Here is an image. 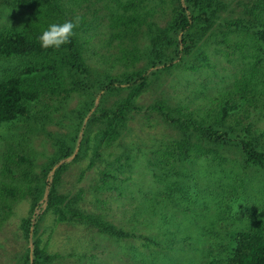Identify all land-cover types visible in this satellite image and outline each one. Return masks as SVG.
Wrapping results in <instances>:
<instances>
[{
	"label": "rangeland",
	"instance_id": "rangeland-1",
	"mask_svg": "<svg viewBox=\"0 0 264 264\" xmlns=\"http://www.w3.org/2000/svg\"><path fill=\"white\" fill-rule=\"evenodd\" d=\"M127 1L59 2L65 16L84 21L77 34L85 42L83 58L90 69L88 76L79 78L85 87L98 75L147 69L142 55L131 67L114 61V56L121 53L118 40L110 38L106 26L114 12L122 11L119 4ZM220 1L222 8L206 38L191 54L152 78L137 101L142 109L165 100L170 106L182 105L195 111V118L201 121L213 108L208 101L220 99L234 89L237 81L249 78L262 46L256 42L254 34L259 28L250 12L255 0ZM162 2L153 0L152 5H157L158 11L164 8L165 13L148 19L160 28L169 22L173 6L171 0ZM34 9L30 0H0V32L29 22ZM67 17L65 20H69ZM235 23L249 30L232 26ZM143 31L141 52L149 35L146 26ZM29 62L27 57L0 60V79L8 70ZM70 83L68 80L69 88L73 85ZM126 94H110L102 106L111 108ZM101 96L80 89L66 98L62 93L44 97L31 108L29 118L0 126V170L3 155L10 153L15 159L28 158L33 164L30 176L39 177L55 158L57 142L69 141L79 129L77 151L88 121L86 118L80 124L78 114L93 103L92 113ZM235 114L243 126L235 125L237 116L230 118L226 126L236 127L232 139L245 137L244 129L248 128L246 138L264 149V95L258 96L254 106ZM213 116L206 122L214 123ZM100 130L99 123L87 126L79 157L63 162L67 166L55 190L69 199L79 197V210L99 217L125 236H109L92 225L70 220L59 222L52 211H44L37 238L51 256L45 264H221L232 248V234L264 232V167L247 165L235 145L213 146L193 135L192 142L211 148L207 154L186 159L165 155L181 134L148 110L129 113L121 137L111 147L96 150L94 137ZM28 169L27 164H20L16 180L0 174V182L10 189L18 187V181L23 180L21 174ZM104 172L108 174L104 176ZM30 211V201L25 198L1 203L0 264H18L28 255L31 243L21 224Z\"/></svg>",
	"mask_w": 264,
	"mask_h": 264
},
{
	"label": "trees",
	"instance_id": "trees-1",
	"mask_svg": "<svg viewBox=\"0 0 264 264\" xmlns=\"http://www.w3.org/2000/svg\"><path fill=\"white\" fill-rule=\"evenodd\" d=\"M158 1L163 3L162 0ZM171 1L173 5L171 17L164 28L148 20L158 13H165L164 8L160 7L161 10L158 11L157 5H152L153 0H130L125 4L120 3L122 11L114 12L106 26L111 31L110 38L118 40L121 53L120 57L114 56V61L131 67L141 60L142 55L146 58L147 69L121 75H98L95 81L85 87L79 78L88 76L90 69L83 58L85 42L81 41L77 34V29L84 24V21L78 19L79 26L74 29L70 41L60 49H41L35 42L40 28L53 22L64 21V17L67 16L64 15L59 4L60 0H30V3L35 6L32 19L21 27L0 32V60L16 57L30 59L29 64L8 70L0 79V126L29 118L31 108L44 97H59L62 93L66 98L74 91L83 89L91 91L95 96L100 93L102 95L92 113L90 111L94 108L93 103L87 105V108L78 114L80 124L87 118V126L93 122L101 125V130L94 137L96 150L100 147H111L121 137L127 126L129 113L132 111L141 113L148 110L150 114L160 118L162 122L181 134L182 138L173 142L169 153L165 155L186 159L192 155L207 154L211 148L205 149L200 144L192 142V136L195 135L209 145H235L242 153L247 165L264 167V149L246 138L249 129H244L245 137L233 140L232 136L236 127L226 126L230 118L237 116L235 125L242 127L243 124L235 113L254 106L258 96L264 95V0H255L250 9L258 23L259 31L254 35L256 42L262 44L258 48L261 56L251 67L248 79L237 81L234 89L227 91L220 99L208 101V106L213 108L201 121L195 118V111L188 110L182 105L170 106L165 100H158L145 109L137 104L140 96L149 88L153 77L171 68L172 63L177 59L181 60L191 54L206 38L222 8L220 0ZM56 14L59 16L55 17ZM67 18L73 20L77 17L70 15ZM145 26L149 35L147 39L145 36L146 48L141 52L139 43L144 37L143 27ZM232 26L243 29L245 32L249 30L242 23H235ZM68 80L70 84L73 83L71 88L67 87ZM123 91H127L126 96L116 101L113 107L102 106L106 96L110 94L120 96ZM249 94L250 97L247 98ZM212 115H214V123L210 124L205 119L211 118ZM78 131L79 129L69 141L57 142L55 158L36 178L30 176L33 164L28 158L16 156L15 159L10 153L3 155L0 170L3 178H13L14 181L17 179L20 164H27L29 167L21 174L23 180L18 181L20 183L18 187L15 185L10 189L5 183L0 182V209L1 203L10 199L25 198L31 205L30 216L23 219L21 224L26 238L31 243V248L26 258L18 264H45L51 260L46 250L40 247V241L37 238L38 223L44 211H52L59 222L70 220L92 225L99 232L109 236H125L123 231L102 221L99 217L79 210L77 207L79 197L69 199L55 190L59 176L67 166L63 162L71 157L78 159L82 144L87 139L83 132L80 146L76 151ZM105 174L108 172H104V176ZM45 195H47L46 198ZM43 206L45 210L42 211ZM231 237L232 248L221 264H264L263 231H238Z\"/></svg>",
	"mask_w": 264,
	"mask_h": 264
},
{
	"label": "clouds",
	"instance_id": "clouds-1",
	"mask_svg": "<svg viewBox=\"0 0 264 264\" xmlns=\"http://www.w3.org/2000/svg\"><path fill=\"white\" fill-rule=\"evenodd\" d=\"M78 26V18L47 24L40 28L39 34L35 37V42L41 49H60L61 46L70 41L74 29Z\"/></svg>",
	"mask_w": 264,
	"mask_h": 264
}]
</instances>
